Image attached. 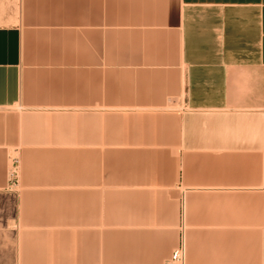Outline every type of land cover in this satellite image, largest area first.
Listing matches in <instances>:
<instances>
[{"label":"crops","instance_id":"crops-1","mask_svg":"<svg viewBox=\"0 0 264 264\" xmlns=\"http://www.w3.org/2000/svg\"><path fill=\"white\" fill-rule=\"evenodd\" d=\"M16 164L17 246L264 264V0H0V234Z\"/></svg>","mask_w":264,"mask_h":264},{"label":"rangeland","instance_id":"rangeland-1","mask_svg":"<svg viewBox=\"0 0 264 264\" xmlns=\"http://www.w3.org/2000/svg\"><path fill=\"white\" fill-rule=\"evenodd\" d=\"M11 176L12 197L10 205H6V215L9 216V228L0 234V264H65L63 251L52 252L53 246H17L18 245V217L14 199L19 193L18 165L14 166ZM15 197V198H14ZM1 230V229H0Z\"/></svg>","mask_w":264,"mask_h":264},{"label":"built area","instance_id":"built-area-1","mask_svg":"<svg viewBox=\"0 0 264 264\" xmlns=\"http://www.w3.org/2000/svg\"><path fill=\"white\" fill-rule=\"evenodd\" d=\"M14 173H12V176ZM173 261L179 264H185L186 261V247L184 245L175 252Z\"/></svg>","mask_w":264,"mask_h":264}]
</instances>
